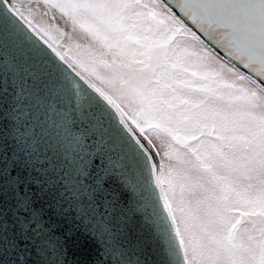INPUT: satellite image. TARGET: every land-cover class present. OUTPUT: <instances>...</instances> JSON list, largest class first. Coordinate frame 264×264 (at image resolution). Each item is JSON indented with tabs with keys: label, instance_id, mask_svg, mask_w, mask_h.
I'll list each match as a JSON object with an SVG mask.
<instances>
[{
	"label": "snow or ice",
	"instance_id": "1",
	"mask_svg": "<svg viewBox=\"0 0 264 264\" xmlns=\"http://www.w3.org/2000/svg\"><path fill=\"white\" fill-rule=\"evenodd\" d=\"M0 264H264V0H0Z\"/></svg>",
	"mask_w": 264,
	"mask_h": 264
}]
</instances>
